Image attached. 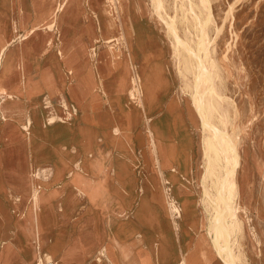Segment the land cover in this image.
<instances>
[{
  "label": "rangeland",
  "instance_id": "374dc122",
  "mask_svg": "<svg viewBox=\"0 0 264 264\" xmlns=\"http://www.w3.org/2000/svg\"><path fill=\"white\" fill-rule=\"evenodd\" d=\"M59 1L62 2L63 0H57L56 3ZM164 1L169 8L168 13L177 19L178 34L186 39L194 38L190 28L187 27L188 22L185 18L182 17L180 12L173 11L175 4L176 6L182 4L181 0ZM185 1L189 2L188 0ZM191 1L197 5L200 2L199 0ZM126 2L128 7L126 11L128 19L126 32L131 47L129 51L135 58L133 64H138V68L146 75V78L150 75L153 79L154 89H158L159 92H174V96L176 98L180 97L181 101L187 105L190 117L196 122L193 132L200 144V159L197 167L202 174L204 163L202 159L201 123L199 118L190 111L188 103L189 92H191L190 87L194 80L193 71L184 63L181 65L184 72L179 71V62L182 58L180 59L174 54L173 39L170 38L169 42L167 39L164 40L165 36L163 34L167 32V28L161 19L154 14L152 1L126 0ZM70 3L71 0H66L63 9L59 11L63 16L64 24L67 26L65 35L77 37L80 44L86 46L85 51L88 57L83 66L85 68L83 76L78 81V90L83 92L84 84L91 88H95L99 84L102 92L108 93L112 89L111 83H109L110 79L107 80V77H109L108 68L111 67L114 70L119 68V62L124 57L127 58L129 53L128 49L125 48L124 40L119 41L116 33L109 31L106 27L105 7L111 2L110 0H75L71 12L65 13ZM208 6L213 15L207 32L210 41L208 50L209 61L211 60L212 80L218 91L214 101L219 108L215 112L226 115L227 130L231 138L236 141L239 155V165L236 170L238 188L236 203L239 222L238 226L229 235L232 246L231 251L236 264H264V0H211ZM111 7L113 18L118 27H121L125 14L124 12L120 13L113 6ZM204 11L201 5L198 6L197 14L199 17L203 18ZM21 16L22 22L24 12ZM189 18H191V15ZM63 19L61 22H57L54 28L58 37L56 40L59 43L63 42ZM30 25L31 23L27 24L24 31L17 32L14 36L16 40L13 44H18L19 50L24 43L40 36L41 33L39 32L43 31V29H38L35 30V33L25 35V29ZM50 36L53 35H46V37ZM195 41H192V43H195ZM92 44L96 47L95 58L97 59L92 57L89 51ZM148 61L151 62L150 65ZM154 62H157V68L153 64ZM22 64L23 62L20 60V68ZM101 65L108 68L105 69ZM2 66L3 63L1 68ZM70 72H68V75L73 77L80 73L78 69L77 73L72 71L69 74ZM1 87L4 86L0 80V89ZM157 91L143 92V97L136 92V97H139L140 101L127 98L128 100L126 99L125 103L144 108L146 101L149 102L154 98ZM97 92H99V89ZM10 93L14 92L10 89L6 93L0 90L2 96L0 102L13 99L10 98ZM45 101L47 106H52L49 97H46ZM90 106L96 112L89 114L98 115L95 101ZM75 107L78 109L75 113H79V108ZM0 108L2 109V116L6 117V108L3 103ZM83 108L85 109V104L82 106V110ZM174 108L176 109L175 105ZM66 109L67 112H70L68 106ZM71 114L73 115V112ZM81 114L84 115L82 111ZM120 114L125 115V120L120 121L118 118L115 120L108 116L103 117V121L100 123L106 127L113 123V126H110L111 134L115 125H119L125 131V125L129 126L131 118H129V114ZM52 115L66 116L60 110L59 114L51 112L47 118V124H49V118ZM137 115H139V112L130 116L132 119L137 118L138 120ZM59 118L55 117V120L57 121ZM154 120L146 117L153 153H155L153 139L156 140ZM96 121H99V118H96ZM9 127L12 134L7 133V136L11 135L17 138L21 135L14 131L13 125ZM26 132L28 133L27 129ZM118 132H120L119 129ZM29 152L31 162L28 177L24 174L20 176V167L18 177H10L8 173H12L13 170L9 168L0 169L3 173V176L0 177V206L8 215L23 221L18 220L8 224L12 234L18 239L23 250H26L29 254H34L36 262H38L39 257L43 256L46 264L50 261H56L54 256L60 255L74 261L76 264L94 263L95 260L93 259L95 258L94 254L97 253V247L101 240L107 238L108 226L104 220L107 211L104 209L103 204H108L106 203L107 200L113 195H120L121 189L125 190L126 199L131 198V183L128 181L131 180V176L130 178L126 177L127 181L124 183L115 180L117 179L114 171L115 167L109 153L99 150L90 152L82 146L70 147L67 145L57 150L46 148L43 155L40 151L41 159L45 164L39 167L35 166V163H37L36 150L30 148ZM63 158L69 161L70 165L65 164ZM54 160L60 165L58 176L55 179L54 167L52 166ZM71 168L76 172V175L72 174L69 180L62 181L60 171ZM38 169H41V171ZM101 169L111 170L103 178L104 183H108L109 188H104L102 191L100 187H96L100 183L98 178L85 177V173L91 175L92 170L101 171ZM37 172H40V175L36 176ZM144 174L142 175L140 196L143 200L146 197L148 198L150 194L149 187L146 186L150 178L147 177V173ZM161 175L165 202L169 206L171 215L176 220L182 214V205L174 193V187L170 180L164 177L162 172ZM143 180L144 184L146 183L145 185ZM200 181L199 177L198 188L200 187L202 191ZM166 183L169 185H165ZM37 186H39L41 199L39 209H35L31 201L32 191ZM168 193L175 197L179 209L176 207V210H172L171 205L168 203ZM203 205L205 219H207L205 205L210 211L213 208L204 203ZM30 215L35 218H27ZM48 215L60 217L61 219H58L56 223L38 221L40 216ZM43 220L41 219V221ZM174 227L176 229L180 227L177 220ZM161 228L171 229V226H156L158 232ZM86 253H88V256H85ZM96 260L100 259L96 257ZM175 260L177 258L157 257L156 264H175ZM178 264H187L185 257H182ZM221 264L223 263L221 262Z\"/></svg>",
  "mask_w": 264,
  "mask_h": 264
},
{
  "label": "crops",
  "instance_id": "0c3cea01",
  "mask_svg": "<svg viewBox=\"0 0 264 264\" xmlns=\"http://www.w3.org/2000/svg\"><path fill=\"white\" fill-rule=\"evenodd\" d=\"M52 1L0 0V53L17 32L24 31L27 24L41 17L45 3ZM73 1L75 0H71L65 13L71 12ZM23 12L24 18L21 22ZM62 23V43L56 40L58 39L56 30L47 29L46 32L41 30L40 36L24 43L20 50L18 44L6 47L0 80L4 87L16 94L17 98L6 99L3 102L6 117L2 116L0 108V169L9 168L13 172L8 175L18 177L20 167V176L24 174L28 177L31 162L30 148L37 152L36 167L45 164L41 159L40 151L43 155L46 148L57 150L66 145L82 146L90 152L99 150L109 153L115 167L117 177L115 180L124 183L127 181L126 177L131 176V180L128 181L131 183L132 196L126 199L125 190L121 189L120 195L115 193L116 195L107 200L108 204H103L105 207L103 208L107 211V216L104 218L108 226L107 238L101 240L92 264H156L157 257L177 258L175 264H178L182 257L186 258L187 264H206L202 249L206 219L202 191L200 187L198 188L201 174L197 167L200 159V144L193 132L196 122L190 117L187 105L180 97L176 98L174 92L159 91L149 102L146 101L144 108L133 104L127 105L126 90L130 86V78L134 72L132 62L128 61L126 66L110 80L112 88L110 92H102L99 84L95 88L84 84L83 92L79 91L78 81L83 76L85 71L83 66L88 60L86 46H82L77 37L65 35L67 26L64 24V19ZM49 34L54 37L51 46L44 38ZM20 60L23 62L21 68ZM156 63L153 64L157 68ZM148 64L150 65L151 62ZM77 69L80 73L75 77L68 75L69 71L77 73ZM144 79V92H155L150 75L146 78L144 74ZM46 97L51 100V107L47 106ZM64 100L73 115H67ZM94 101L99 112L95 116L89 114L96 112L90 106ZM84 104L85 109L82 110ZM75 106L79 108V113H75ZM59 110L65 113L66 116H62L64 120L47 124L49 114L51 112L59 114ZM138 112V120L132 119L130 115ZM120 113L129 114L132 122L130 120L129 126L125 125V131L119 125H115L111 134L110 126H113V123L106 127L100 122L103 121V117L108 116L115 120L117 118L120 121L125 120V115ZM27 114L32 118L29 133L22 126L27 121ZM104 114L107 116H103ZM146 117L155 119L156 140L153 139L155 153L150 145L151 137ZM96 118H99V121H96ZM11 125L15 128L14 131L21 134L19 137L6 135L12 134V130L9 129ZM116 128L120 132L116 131ZM63 162L70 165L65 158ZM52 166L55 179L60 165L54 160ZM110 171L109 169L92 170L91 175L85 173V177L98 178L100 183L96 187H100L102 191L104 188H109L103 178ZM60 172L62 181L69 180L72 174L76 175L72 168ZM161 172L170 180L174 193L182 205V214L176 218L180 226L178 229L174 227L176 220L165 202ZM144 173L150 178L146 185L150 194L143 200L140 196ZM1 176L3 173L0 171ZM39 193L38 202L34 199L33 191L31 194L35 209L41 206ZM27 218L35 217L30 215ZM39 219L38 221L43 223H56L61 218L48 215L40 216ZM18 220L22 219L13 218L0 206V264H45L43 256L36 262L34 254L23 250L18 239L12 234L8 224ZM158 225L171 226V229L161 228L158 232L156 229ZM85 256H88V253ZM212 256L215 257L213 264H221L215 254ZM96 257L100 260H96ZM54 258L56 259L54 264H76L60 255Z\"/></svg>",
  "mask_w": 264,
  "mask_h": 264
},
{
  "label": "bare ground",
  "instance_id": "6f19581e",
  "mask_svg": "<svg viewBox=\"0 0 264 264\" xmlns=\"http://www.w3.org/2000/svg\"><path fill=\"white\" fill-rule=\"evenodd\" d=\"M56 1L57 0H53L51 3H45L41 17L39 16V18L33 21L31 25L25 29V35L35 33V30L38 29H43V31L47 29L50 31L54 30L57 22H61L63 19V16L59 11L63 9V5L66 3V0L57 3ZM150 1H152L154 14L161 19L167 28V32H164L163 34L165 36L164 40L167 39L169 42L170 38H172L174 42L173 47L175 48L174 54L176 57L183 59L179 62V71L181 73L184 72L181 66L184 63L189 66L194 74L188 103L190 111L199 118L202 130L201 145L204 164L202 174L199 173L202 184V202L213 208V210L210 211L205 205V208L207 209V219L205 223L206 231L202 240L204 261L206 264H213L215 257L212 256V254H215L223 264H236L231 251L232 246L229 241V235L235 227L238 226L239 222L237 215L238 206L236 203V195L238 193L236 170L239 165V155L236 141L231 138L229 131L227 130L226 115L215 112L219 108L214 101L218 91L212 80V72L210 68L211 60L209 61L208 50V43L210 41L207 32L208 25L212 22L213 18L211 9L208 6L211 0H199L200 2L198 5L191 0H188V3L185 0H181L182 4H180V6L179 4L178 6H176V4L173 6V11L180 12L182 17L188 22L187 27L190 28L196 41L194 38L186 39L178 34L177 19L168 13L169 8L166 6L164 0ZM110 2L111 3H109V5L107 4L105 7V16L107 20L106 27L109 31L116 33L119 41L124 40L125 48L129 51L131 47L126 32V25L128 23L126 17V11L128 9L127 2L126 0H110ZM200 5L205 10L203 18L199 17L197 14V9ZM111 6L118 9L120 13L124 12L125 14L121 27H118L113 18ZM190 15L191 18H189ZM219 30L221 31V29ZM44 38L49 46L53 44V36ZM14 40L16 39L13 38L8 45H12ZM192 41H195V43H192ZM7 46H5L0 53V68L3 63ZM60 51L62 54V50ZM89 51L91 56L95 58L97 52L96 47L93 46V44ZM134 59L133 54L129 51L127 58L124 57L121 64L119 63L121 67L115 70L111 67L108 68L107 71L109 77H107V80H111L115 74L119 73V71L126 66V61L132 62L134 72L130 78V86L128 90H126V97L133 101H140L139 97H136V92L140 93L143 97L145 89V87H143L144 73L138 68V64H133ZM0 90L4 93L8 92V89L5 87H1ZM155 90L157 91L158 89L155 88ZM9 96L13 99L17 98L15 93H10ZM2 103L0 102V105ZM63 103L66 108L68 103L65 100ZM74 111H78V109L74 107ZM67 115L71 116L72 114L71 112H67ZM55 117H60L58 120H64L60 115H52L51 118H49V124L56 122ZM31 126L32 118L27 114V121L23 124V128L25 130L27 129L29 133ZM116 131H118V128H116ZM154 144L156 146V143ZM38 170L41 171V169ZM38 175H40V172L36 173V176ZM38 192L39 186L33 190V196L36 202H38ZM168 203L171 205L173 211L176 210L178 204L175 201V197L170 193H168ZM177 208L179 209V207ZM185 262L187 263L186 258Z\"/></svg>",
  "mask_w": 264,
  "mask_h": 264
},
{
  "label": "built area",
  "instance_id": "2783aa9c",
  "mask_svg": "<svg viewBox=\"0 0 264 264\" xmlns=\"http://www.w3.org/2000/svg\"><path fill=\"white\" fill-rule=\"evenodd\" d=\"M0 98H2L1 95H0ZM54 263H56V261L47 262V264H54Z\"/></svg>",
  "mask_w": 264,
  "mask_h": 264
}]
</instances>
